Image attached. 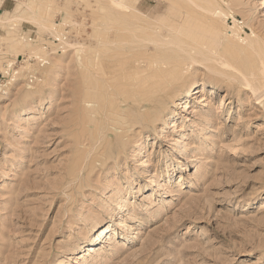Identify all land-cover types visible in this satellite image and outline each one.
Here are the masks:
<instances>
[{
	"label": "rangeland",
	"instance_id": "1",
	"mask_svg": "<svg viewBox=\"0 0 264 264\" xmlns=\"http://www.w3.org/2000/svg\"><path fill=\"white\" fill-rule=\"evenodd\" d=\"M213 1L229 14L219 51L237 70L188 64L163 115L126 132L118 160L98 161L88 145L104 122L93 107L139 96L156 65L183 62L165 46L169 30L152 28L184 1L122 0L127 13L108 0H2L0 264H264V0ZM42 12L46 29L29 20ZM237 71L254 74L252 88ZM194 83L200 92L180 109ZM120 197L127 207L114 217Z\"/></svg>",
	"mask_w": 264,
	"mask_h": 264
},
{
	"label": "bare ground",
	"instance_id": "2",
	"mask_svg": "<svg viewBox=\"0 0 264 264\" xmlns=\"http://www.w3.org/2000/svg\"><path fill=\"white\" fill-rule=\"evenodd\" d=\"M108 1L110 2L109 6L111 5V7H115V10H118V9L120 11L121 10L122 11L123 10H127V13H129V6H127L125 3H123L122 0H108ZM183 1L185 3L184 9L183 8H179V10L177 11V14H175L174 12H172L171 14H166V15H164L163 19H161V20L160 19L159 20L155 19L154 21L157 22V20H158V23H155L156 24V25H154L155 27L152 28L153 29L152 31H154V30L157 31L158 29L161 30V28H160L161 26H164L165 29L167 28V30H169V33L172 35V41H169L170 40L169 39L165 43V46L166 45L172 46V48L176 49L175 52H177L179 55L183 56V59H182L183 62L182 61L180 62V60H179V63L173 64V65H172V63H169L168 65H162L161 67H158L159 65L158 66L156 65V70L155 71L158 74L154 77V79L152 81H150V82L148 81L149 83L147 82L148 85L145 84L146 82H144V83H142L140 85V87L147 86L150 89L148 91H146V92H143V93L140 92V95L138 94L139 96H136L137 94L135 92V89H136L135 88L134 92H135L136 95L135 94H133V95L131 94L130 95V93H134L131 90V92L129 91L130 93H128L129 96H123L122 93H121L122 96L120 98H119V96H117L118 99L116 101H111L109 103H106L105 102L106 100L104 98L105 101H103L102 105L98 104L97 107L94 106L95 109L92 106L93 110H95V114H98L99 116H103V122L104 123H103L102 127H99V129L97 128V125L95 126L96 127L95 130L98 129L99 132H98V134H96L97 131L94 132L95 135H97V136L95 137V135H93L95 139L93 138L94 140H91L92 142H89L88 146H89L90 150L94 149L93 150L94 151V157L91 160H94L95 157H96V159L98 158V161H99V158L103 157V161L104 160L107 161V159L110 160V158L112 159V157L114 156V161H116L115 159H117L118 156H121L120 153H123L126 150V147H125L126 143L124 141L125 135L127 134L126 132H129L136 125H141L142 124V126H143V124L146 123L147 121L150 122L152 117H155V116L158 117L160 114L163 113V109L166 108L165 106L167 105V103L173 101V98L176 95H175V93H172V91H174V89H176V90L178 89L179 86L177 84L182 80V78L184 77V75L188 71V66H189L188 64H200V65L203 66L204 69H206L208 71H212V73L214 75L215 74H216V76L220 75V77H221V75L227 73V72L226 73L223 72L222 69L224 67L225 68L228 67L230 69H236L237 70L236 67H234L233 65H230L229 61L227 59H225L226 57H224V55L221 54V52L219 51L220 50V46H221L220 45V41L223 39V36L225 35V33H227L226 29L222 27V22H224L225 17H227V15H229L228 12L220 5L219 2H215L213 0H207V5L206 4L205 5L202 4L201 3L202 0H199V1L198 0H183ZM230 1H232V0H229V2H226V3L223 1L228 8H230L229 6H231ZM236 1L237 0H235V2ZM111 9H113V8H111ZM169 9H172V8L169 6ZM107 10H109V8ZM132 10L138 12V10H135L133 8H132ZM112 13L114 14L115 12L112 11ZM116 13H118V12H116ZM120 14H119V16H122ZM126 15L127 14L124 13L122 17H124ZM46 16H47L46 13L42 12L41 13V19L39 21L34 19V18H29V20L31 22L36 23L39 26L40 29H46L47 26H48L47 25L48 21H46L47 20ZM130 17H131V15H130ZM132 17L135 18V20L136 19L137 20H141L140 14L139 15H132ZM15 19H16V17H14V20ZM92 23H93V21H92ZM139 23H141V22H139ZM137 25H140V24H137ZM143 25H146V23L144 24V22H143ZM143 25H142V27H143ZM133 26L136 27L135 24H133ZM97 27H99V26H97ZM147 27H148V25H147ZM92 29H93L92 31H94V33L97 32V36H99L98 33L100 31L102 32L104 30L103 27H102V29H100V28H98V29L92 28ZM136 29H138V28L136 27ZM97 36H94V37H97ZM56 37H57V35H56ZM165 37H166V35H165ZM101 38H102V36H101ZM149 38H151V37H149ZM57 39H58L57 41H60L59 36H58ZM155 39H158V38H155ZM95 40L98 41L99 39L98 40L95 39ZM81 42L82 41H80V43ZM108 42H110V41L108 40ZM156 42L157 41H155V40H151V43H155L156 44ZM95 44H96V42H95ZM81 45H83V44H81ZM99 46H101V44ZM102 47H105V46L103 45ZM81 48H83V47H81ZM92 49H95V48H92ZM100 49L101 48H98V50H100ZM104 49L105 48H103V50ZM95 51H97V50H95ZM97 52H98V54H100L101 51H97ZM82 58L84 59L86 57L82 56ZM94 58H96V57H94ZM92 59H93V57L90 58V60L88 59V61L86 62V66L87 67L83 66L84 68H87L88 71H90L91 68L94 67V65H93L94 62H93ZM94 60H96V59H94ZM209 63H211V65L213 67L212 68L213 70L212 69L210 70V67L208 66ZM100 66L98 67L99 69L101 68ZM148 66H152L153 67V64H148ZM89 68H90V70H89ZM99 69H98V71H100ZM238 70H240V69H238ZM95 71H96V68H95ZM102 71H104V70H102ZM238 73H240V78H241L242 81H244L243 84L245 83L246 86L251 85L252 82L254 83V80H252V77H254V74L251 71H249V72L248 71H245V72L239 71ZM90 74H91V72H90ZM227 77H230V75L227 76ZM102 78H103V76H102ZM104 78H106V76ZM104 78H103V80H104ZM216 79H217V77H216ZM235 79L236 78H233L232 80H235ZM134 80H136V79H134ZM138 80L141 81L143 79H138ZM256 80L257 79L255 78V81ZM127 81H128V79H127ZM135 83H136V81H135ZM255 83L257 85L258 84V80ZM107 84H108V82H107ZM120 84H121V82H120ZM245 85H243V86H245ZM253 87H254V85H253ZM109 88H110V86H109ZM251 88H252V85H251ZM252 90H254V88ZM107 91H106V93L108 95H111L112 97H114L112 91L111 92H107ZM119 91H121V90L119 89ZM140 91H145V90H140ZM137 92H139V91H137ZM199 92L200 91H199V84L198 83H194V84L190 85V87L185 92V95H184L183 99L179 101L180 105L179 104L178 105H179L180 109H186L188 107V105L190 104V100L193 97H195V95H197ZM115 94H116V92H115ZM123 94H124V91H123ZM158 103H159V106L161 104L160 108L157 106ZM84 104H87V103H84ZM85 108L83 107L82 110L86 111ZM127 108L131 109V111H133L134 113H137V115H132L130 112L125 111V109H127ZM143 108L145 109L144 112L142 110ZM262 109H264V103H263ZM141 112H142L143 115H141ZM94 117H96V116H94ZM94 117L92 116V118H94ZM97 118H96V120H97ZM174 118L175 117L172 114L169 115L168 117H166V121H165L166 122V126L167 125L170 126L174 122ZM98 119H100V118H98ZM99 121H101V120H99ZM150 123H152V121ZM89 136L91 137L92 133ZM132 136H134V135H132ZM204 138H206V136ZM85 141H87V140L85 139ZM88 146H86V147H88ZM83 147L85 148V145ZM86 150H88V149L86 148ZM90 150L87 151L86 154L84 153L85 156H83V158L81 157L82 158L81 159L82 163H83V161L85 162V159H86V157H88V155L91 156L90 152H92V151H90ZM83 152H84V150H83ZM146 152H147L146 146H142L141 148H139L138 151H136L133 154L136 155V156H134L136 158L137 157L142 158L146 154ZM81 155H83V153ZM91 160L90 161L88 160V161L91 162ZM79 164H81V163H79ZM87 167H88V165H87ZM79 168H80V166H79ZM82 168L84 169V167L81 166L80 169L82 170ZM154 183H155V180H154ZM125 199L124 198L121 199V197H120V201L119 202H121V203H119L120 205H119L118 209L113 212L114 217H118L119 213H121V211L126 206L127 202H126ZM104 233H106V234H104ZM109 233H110V230H108L107 227H104L103 229H101V232H100V234L98 236H101V235L104 234V237H106ZM111 239H112V237H111ZM93 250H94V248L89 246L87 255L90 256L91 253L93 252Z\"/></svg>",
	"mask_w": 264,
	"mask_h": 264
},
{
	"label": "crops",
	"instance_id": "3",
	"mask_svg": "<svg viewBox=\"0 0 264 264\" xmlns=\"http://www.w3.org/2000/svg\"><path fill=\"white\" fill-rule=\"evenodd\" d=\"M1 4H2V0H1V2H0V6H1Z\"/></svg>",
	"mask_w": 264,
	"mask_h": 264
}]
</instances>
